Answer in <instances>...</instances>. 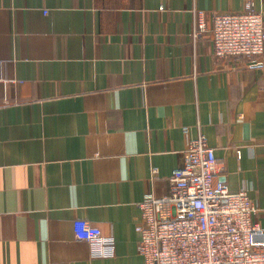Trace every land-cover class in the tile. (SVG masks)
<instances>
[{
	"label": "crops",
	"instance_id": "obj_1",
	"mask_svg": "<svg viewBox=\"0 0 264 264\" xmlns=\"http://www.w3.org/2000/svg\"><path fill=\"white\" fill-rule=\"evenodd\" d=\"M248 1L0 0V264H145L139 203L202 133L264 227V58L220 59L210 31Z\"/></svg>",
	"mask_w": 264,
	"mask_h": 264
},
{
	"label": "built area",
	"instance_id": "obj_2",
	"mask_svg": "<svg viewBox=\"0 0 264 264\" xmlns=\"http://www.w3.org/2000/svg\"><path fill=\"white\" fill-rule=\"evenodd\" d=\"M244 7L213 14L211 39L220 59L264 58V14L252 0ZM195 24L193 35L201 38L207 25L200 17ZM183 152L170 193H149L139 203L143 219L135 231L145 264H264V227L249 190L232 191L219 179L217 153L203 133ZM75 235L97 255L113 251L114 238L87 220Z\"/></svg>",
	"mask_w": 264,
	"mask_h": 264
}]
</instances>
